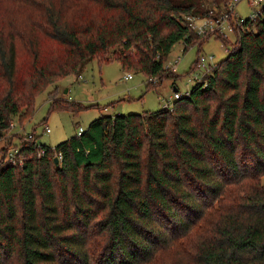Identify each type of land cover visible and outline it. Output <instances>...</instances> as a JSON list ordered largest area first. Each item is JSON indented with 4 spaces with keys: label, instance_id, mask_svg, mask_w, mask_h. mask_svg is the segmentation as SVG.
<instances>
[{
    "label": "trees",
    "instance_id": "1",
    "mask_svg": "<svg viewBox=\"0 0 264 264\" xmlns=\"http://www.w3.org/2000/svg\"><path fill=\"white\" fill-rule=\"evenodd\" d=\"M226 3L0 0V264H264L262 14L170 106L100 113L53 146L21 133L24 160L5 158L11 121L49 84V108L87 106L57 80L88 58L140 70L146 87L172 75L178 90L163 65L173 43L227 40L186 16Z\"/></svg>",
    "mask_w": 264,
    "mask_h": 264
},
{
    "label": "rangeland",
    "instance_id": "2",
    "mask_svg": "<svg viewBox=\"0 0 264 264\" xmlns=\"http://www.w3.org/2000/svg\"><path fill=\"white\" fill-rule=\"evenodd\" d=\"M7 5L3 7L6 9ZM234 11L242 18L250 16L253 8L246 0H238L234 4ZM235 31L221 34L227 38V42L214 34L208 35L199 45L192 43L183 49L182 39L177 40L171 46L168 59L177 53L178 76L175 84L178 91L184 93L194 82L195 71L198 67L190 69L197 52L205 55L212 54L211 61H218L228 53L231 42L235 40ZM217 33V32H216ZM132 72L129 78L123 77L125 69L119 61L111 59L98 64L93 57L88 58L80 72V76L74 73L66 74L57 80V95L79 100L87 106L71 111L66 108H49L48 90L54 83L49 84L40 91L34 99L32 114L22 123L13 118V125L7 130L14 133L12 143L19 141V134L34 131L35 142L53 146L61 139L76 132L78 126L85 127L90 119L100 113L116 112H141L143 110L160 107L161 99L168 98L173 93L172 75H165L155 85L146 87V75L140 70L126 69ZM93 103L94 105H89ZM48 126L50 129L45 130ZM6 131V132H7ZM7 132V133H8ZM6 137L0 134V147Z\"/></svg>",
    "mask_w": 264,
    "mask_h": 264
},
{
    "label": "built area",
    "instance_id": "3",
    "mask_svg": "<svg viewBox=\"0 0 264 264\" xmlns=\"http://www.w3.org/2000/svg\"><path fill=\"white\" fill-rule=\"evenodd\" d=\"M251 7L253 8V12L249 16L251 19H254L259 14L264 16V11H262V7L264 5V0H246ZM238 0H227L226 6L219 11L216 9H210L208 14L199 16L188 14L186 17L188 19L189 26L197 33L204 34L207 32L214 33H222L227 34L229 31H237L243 28V18L238 15L234 11V4H236ZM212 54H203L198 53L196 57V66L200 69V71H195L193 77L195 79L204 80V75L211 69L214 61H211ZM179 58V54L177 53L173 58L166 59L163 63L164 68L176 70L177 69V61ZM132 76V72L129 70H125L123 73V77L129 78ZM150 80H154L155 76L149 77ZM180 92L178 90H173V93L165 98L163 104L171 105L172 98L179 96ZM11 125H13V121H11ZM50 128L48 126L45 127V130L48 131ZM82 129L80 125L78 127V131ZM44 152V148L40 147L39 154ZM58 158H60L61 153L58 150L55 154ZM5 158L13 163L21 164L24 160V155L20 151V147L18 144H10L5 152Z\"/></svg>",
    "mask_w": 264,
    "mask_h": 264
},
{
    "label": "water",
    "instance_id": "4",
    "mask_svg": "<svg viewBox=\"0 0 264 264\" xmlns=\"http://www.w3.org/2000/svg\"><path fill=\"white\" fill-rule=\"evenodd\" d=\"M53 160L55 163H58V157L56 155L53 156Z\"/></svg>",
    "mask_w": 264,
    "mask_h": 264
},
{
    "label": "crops",
    "instance_id": "5",
    "mask_svg": "<svg viewBox=\"0 0 264 264\" xmlns=\"http://www.w3.org/2000/svg\"><path fill=\"white\" fill-rule=\"evenodd\" d=\"M171 82H172V81H171ZM172 84H173V83H172ZM177 87H178V86H177ZM172 88H173V90H175V89H176L174 86H173ZM178 88H179V87H178ZM168 96H169V95H168Z\"/></svg>",
    "mask_w": 264,
    "mask_h": 264
}]
</instances>
